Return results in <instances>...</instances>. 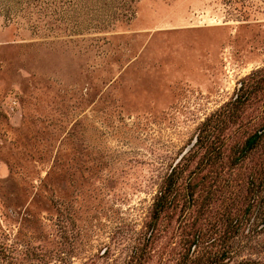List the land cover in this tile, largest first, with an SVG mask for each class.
Wrapping results in <instances>:
<instances>
[{
	"label": "rangeland",
	"instance_id": "374dc122",
	"mask_svg": "<svg viewBox=\"0 0 264 264\" xmlns=\"http://www.w3.org/2000/svg\"><path fill=\"white\" fill-rule=\"evenodd\" d=\"M19 1L0 10V264H264V144L147 228L200 125L264 68V0Z\"/></svg>",
	"mask_w": 264,
	"mask_h": 264
},
{
	"label": "trees",
	"instance_id": "16d2710c",
	"mask_svg": "<svg viewBox=\"0 0 264 264\" xmlns=\"http://www.w3.org/2000/svg\"><path fill=\"white\" fill-rule=\"evenodd\" d=\"M18 2L0 0V10L7 11ZM249 111L255 114L249 117ZM240 129H244L247 136L240 144L232 143ZM263 144L264 68L243 80L234 97L200 125L192 147L163 179L151 207L147 228L157 229L163 216L177 210L183 213L212 202L217 188L228 185L226 168L233 169L247 156L249 161ZM256 167L250 184L257 183L259 187L264 183V161H258ZM223 182L226 184L222 187Z\"/></svg>",
	"mask_w": 264,
	"mask_h": 264
}]
</instances>
